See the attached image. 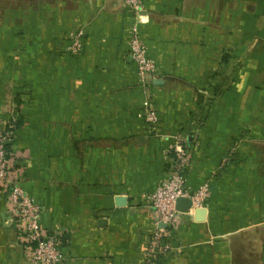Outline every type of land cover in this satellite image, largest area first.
<instances>
[{
	"label": "crops",
	"instance_id": "obj_1",
	"mask_svg": "<svg viewBox=\"0 0 264 264\" xmlns=\"http://www.w3.org/2000/svg\"><path fill=\"white\" fill-rule=\"evenodd\" d=\"M142 1L161 135L138 116L124 0H0V129L17 122L21 186L60 233L63 264H141L155 220L142 196L195 117L186 183L209 194L159 264H264V0ZM29 256L0 187V264Z\"/></svg>",
	"mask_w": 264,
	"mask_h": 264
},
{
	"label": "built area",
	"instance_id": "obj_2",
	"mask_svg": "<svg viewBox=\"0 0 264 264\" xmlns=\"http://www.w3.org/2000/svg\"><path fill=\"white\" fill-rule=\"evenodd\" d=\"M126 7L134 15L125 37L127 54L135 66L137 82L142 98L138 116L154 135L159 133V117L151 86L159 78L157 64L149 55L148 47L141 37L142 0H124ZM68 51L78 53L82 47V31L72 32ZM196 118L187 130L170 135V144L166 147L168 169L154 189L144 194L143 202L155 212L153 230L147 241V247L141 264H159L161 258L170 252V237L177 227L182 214L175 209L178 197H189L192 205L200 206L209 194V182H204L196 191H191L186 183V172L191 168L189 143L196 138ZM13 132L0 129V187L6 191V203L23 243L30 249L29 264H63L60 250L59 232L47 231L39 224L41 208L22 188L20 176L15 169V160L9 157L6 144Z\"/></svg>",
	"mask_w": 264,
	"mask_h": 264
},
{
	"label": "water",
	"instance_id": "obj_3",
	"mask_svg": "<svg viewBox=\"0 0 264 264\" xmlns=\"http://www.w3.org/2000/svg\"><path fill=\"white\" fill-rule=\"evenodd\" d=\"M158 79L153 80L156 83ZM192 206V200L189 197H178L175 202V209L181 213H186ZM198 208V207H197ZM196 208V212L199 211ZM201 209V208H200Z\"/></svg>",
	"mask_w": 264,
	"mask_h": 264
},
{
	"label": "trees",
	"instance_id": "obj_4",
	"mask_svg": "<svg viewBox=\"0 0 264 264\" xmlns=\"http://www.w3.org/2000/svg\"><path fill=\"white\" fill-rule=\"evenodd\" d=\"M9 126H11V127H8L7 130H11L12 132H13L14 130H16V128L18 127L16 121H15V122H12ZM13 136H14V134L11 136L10 141L6 144V149H7V152H8V154H9L8 156H9V157H12V158H13V156H12L10 150H9V146H10V142L12 141Z\"/></svg>",
	"mask_w": 264,
	"mask_h": 264
}]
</instances>
